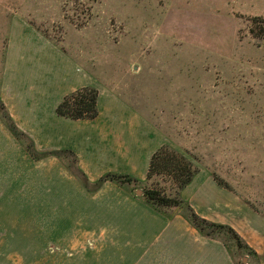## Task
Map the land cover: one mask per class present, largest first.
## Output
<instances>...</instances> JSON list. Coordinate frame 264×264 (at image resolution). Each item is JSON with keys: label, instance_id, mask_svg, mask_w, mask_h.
<instances>
[{"label": "rangeland", "instance_id": "obj_1", "mask_svg": "<svg viewBox=\"0 0 264 264\" xmlns=\"http://www.w3.org/2000/svg\"><path fill=\"white\" fill-rule=\"evenodd\" d=\"M15 17L159 124L182 151L172 149L264 218V23L260 35L250 20L264 21V0H0V69ZM22 176L23 191L13 177L0 179V264H96L68 230L75 245L63 247L64 219L46 205L43 174ZM171 186L161 176L147 184L166 195ZM215 240L232 264H260L228 233Z\"/></svg>", "mask_w": 264, "mask_h": 264}, {"label": "crops", "instance_id": "obj_2", "mask_svg": "<svg viewBox=\"0 0 264 264\" xmlns=\"http://www.w3.org/2000/svg\"><path fill=\"white\" fill-rule=\"evenodd\" d=\"M95 77L66 50L14 18L0 69V102L15 126L39 153L72 151L92 184L107 173L144 181L151 156L161 146L182 150L159 124ZM86 86L98 91L97 116H58L56 107L63 97ZM25 170L43 174L46 205L53 219L65 222L63 247L75 245L65 236L68 230L74 242L80 241L78 253L95 255L96 264H232L224 244L202 236L181 214L168 218L149 207L142 194L111 182L89 193L62 160H32L0 121V179L13 177L15 191H23ZM35 182L31 177L32 186ZM181 197L198 216L231 227L264 264V218L219 186L208 169L198 167ZM91 239L93 251L86 250Z\"/></svg>", "mask_w": 264, "mask_h": 264}, {"label": "trees", "instance_id": "obj_3", "mask_svg": "<svg viewBox=\"0 0 264 264\" xmlns=\"http://www.w3.org/2000/svg\"><path fill=\"white\" fill-rule=\"evenodd\" d=\"M250 20L254 26L258 25L260 35H262L263 27H261L262 25L260 24L262 22L264 23V21H261L262 19L254 18ZM30 25L44 35L39 28L35 27L33 24ZM52 42L56 44V42ZM60 49L62 50V48ZM97 98L98 91L95 88L89 86L80 88L63 97L56 107V114L71 120L94 119L98 114ZM0 121L10 131L14 138L22 144L32 160L37 161L49 156L62 160L66 169L89 193H95L106 182L114 183L133 195H135L137 190H141L142 199L154 211L169 218L172 214L169 213L168 210L176 208L177 210H180V214L202 236L215 239L217 234L224 231L231 236L238 248L246 247L247 249H250L231 227L216 224L198 216L190 205L182 199L181 191L192 181L198 172V169L186 156L175 151L169 145L161 146L151 156L146 179L144 181L136 180L129 175L107 173L92 184L77 167V158L72 151L61 150L39 153L35 149L31 139L15 126L2 103H0ZM155 176L166 177L170 180L172 186L169 194L166 195L161 190L147 187V184ZM213 178L219 186L230 190L228 187L222 185L218 179L215 177Z\"/></svg>", "mask_w": 264, "mask_h": 264}, {"label": "water", "instance_id": "obj_4", "mask_svg": "<svg viewBox=\"0 0 264 264\" xmlns=\"http://www.w3.org/2000/svg\"><path fill=\"white\" fill-rule=\"evenodd\" d=\"M136 194H137V195H141V194H142L141 190H137V191H136Z\"/></svg>", "mask_w": 264, "mask_h": 264}]
</instances>
